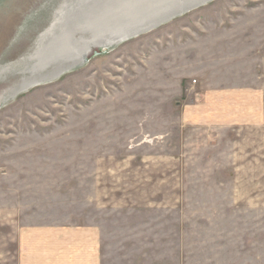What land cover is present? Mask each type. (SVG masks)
Returning a JSON list of instances; mask_svg holds the SVG:
<instances>
[{
    "label": "rangeland",
    "instance_id": "rangeland-1",
    "mask_svg": "<svg viewBox=\"0 0 264 264\" xmlns=\"http://www.w3.org/2000/svg\"><path fill=\"white\" fill-rule=\"evenodd\" d=\"M63 2L0 0V66ZM263 49L264 0H212L2 102L0 264L43 227L98 230L102 264H264V197L243 188L264 173L200 123L204 92L242 85Z\"/></svg>",
    "mask_w": 264,
    "mask_h": 264
},
{
    "label": "bare ground",
    "instance_id": "bare-ground-1",
    "mask_svg": "<svg viewBox=\"0 0 264 264\" xmlns=\"http://www.w3.org/2000/svg\"><path fill=\"white\" fill-rule=\"evenodd\" d=\"M116 1L64 0L49 26L39 34L31 52L16 63L0 66V81L8 84L0 93V105L10 97L16 98L27 92L34 84L58 79L72 71L85 63L94 49L106 52L108 48L118 46L174 18L188 7L210 2L132 0L129 7L105 19L106 10L112 8ZM131 10L135 12L129 14ZM138 10L145 12L140 14L136 12ZM128 14L130 21L118 24L123 20L120 17L125 19Z\"/></svg>",
    "mask_w": 264,
    "mask_h": 264
},
{
    "label": "crops",
    "instance_id": "crops-1",
    "mask_svg": "<svg viewBox=\"0 0 264 264\" xmlns=\"http://www.w3.org/2000/svg\"><path fill=\"white\" fill-rule=\"evenodd\" d=\"M262 47H260L261 49ZM264 51V49H263ZM243 84L204 92L210 103L202 109L200 123L227 129L233 145L242 148V165L264 173V55L249 52ZM253 71V73H252ZM200 115V116H201ZM196 119H198L196 117ZM229 142V141H228ZM243 188L264 197V181L251 184L244 175ZM255 179V178H254ZM247 184L246 188L245 185ZM249 189V190H250ZM255 191H257L255 193ZM99 231L80 228H34L21 234L17 264H102Z\"/></svg>",
    "mask_w": 264,
    "mask_h": 264
},
{
    "label": "water",
    "instance_id": "water-1",
    "mask_svg": "<svg viewBox=\"0 0 264 264\" xmlns=\"http://www.w3.org/2000/svg\"><path fill=\"white\" fill-rule=\"evenodd\" d=\"M210 1H211V0H210ZM207 2H208V1H206L205 4H206ZM202 5H204V3H199V4L195 5V6L188 7V8H186L185 10H182L181 13L176 14L175 16L183 15L184 13H186V12H188V11H191L192 9H195V8H197V7H199V6H202ZM169 20H170V19H168L167 21H169ZM147 30H150V29H147ZM145 31H146V30H145ZM34 85H36V84H34ZM34 85H32L31 87H33Z\"/></svg>",
    "mask_w": 264,
    "mask_h": 264
}]
</instances>
